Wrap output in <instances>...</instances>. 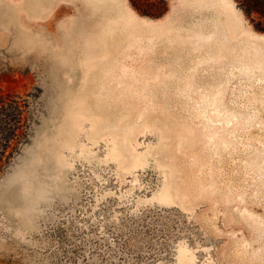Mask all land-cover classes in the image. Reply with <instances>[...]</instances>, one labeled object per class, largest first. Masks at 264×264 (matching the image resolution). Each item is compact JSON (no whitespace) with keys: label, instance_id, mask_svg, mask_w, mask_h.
<instances>
[{"label":"rangeland","instance_id":"obj_1","mask_svg":"<svg viewBox=\"0 0 264 264\" xmlns=\"http://www.w3.org/2000/svg\"><path fill=\"white\" fill-rule=\"evenodd\" d=\"M88 1L0 0V110L12 121L0 117V264H263L264 107L247 89L256 80L226 82L229 60L216 66L191 32L217 7L125 0L147 22L138 52L113 23L121 4ZM231 1L242 27L264 37V19ZM101 32L107 65L156 73L202 60L192 79L207 92L227 83L221 107L201 90L125 91L96 78L100 58L86 50Z\"/></svg>","mask_w":264,"mask_h":264},{"label":"bare ground","instance_id":"obj_2","mask_svg":"<svg viewBox=\"0 0 264 264\" xmlns=\"http://www.w3.org/2000/svg\"><path fill=\"white\" fill-rule=\"evenodd\" d=\"M96 1L92 2V4L93 5L94 4L97 5L96 3H98L99 1H97V2ZM114 1H116V0H103V3L105 5H108V7H110L113 4L118 5V6H119V4H121V7L119 6L120 9L118 10V15L119 16H117L116 18L113 19L114 20L113 23H115V21L118 23V21L120 19L121 20L120 22H122V23H119L120 25L117 24L118 28L122 24L124 26V28L126 27V28H128L127 30H131L128 33H126V35H127L126 38H128L129 41L131 40L130 44H129V41L127 42L129 44V45L127 44L128 46H131L132 49H134L136 44H138V46H137L138 48H139V46L142 47L141 45L143 43L141 45H140V43L142 41H144L143 38H144V35H145V31L143 30V25H145V23H147V22L144 20V18H142L140 15H138L133 10H131L128 7V5H126L125 0H117L116 3ZM191 1H194V3L198 4V6H200V7H206V6L210 7V6H213V5H215L217 7L211 14L207 15V17L205 16L204 19L203 18L200 19V21L196 24L195 27L194 26L191 27L192 31L190 30L192 33L194 32V33L197 34V35L193 34V36L196 35V36L193 37V39L197 38L196 41L200 40V42H203L205 45H207V49L206 50H207L208 55H204V57L205 56H209V58L207 57V59H211L214 62H216L215 63L216 66H218L217 63H219V62L222 64V62H221L222 60H224V61L226 59H227V61L229 60V62H230L229 64H231V71L230 72L228 71L229 72V78L226 80V82H229V81L231 82L232 81L231 79H233L234 77H240V76L241 77L246 76L249 79H255L256 82L254 84H252L251 86L247 87L248 95L252 99V102L255 103L256 107H262L263 108L264 107V37L263 36H256L255 34H252L249 30H247L244 27H242V23H241V20H240V15L239 14L237 15L235 13V10H233V6H232V1L231 0H191ZM90 2H91V0H90ZM90 2L88 1V4H90ZM109 18L112 19L111 17H109ZM109 20H108V22H109ZM110 22H112V21L110 20ZM111 24H110V26H111ZM147 25L149 26V24H147ZM149 27L151 28V26H149ZM241 27H242V29H240ZM124 28H123V30H125ZM111 30H113V29L111 28ZM102 31H104V30H102ZM150 31L152 32V34L154 33L153 35H157V33H159L157 31H155L153 27H152V30H150ZM166 31H168V30L166 29ZM113 32H114V30H113ZM155 32H157V33H155ZM168 33H169V31H168ZM104 35H107V32H101V33L98 34L97 47H99V48H94V46H93L90 49L88 48L86 50V59L87 60L89 59L91 62H95L96 57H97V60H98V58H100L99 55L97 56L96 54H98L99 52L102 53L105 50L106 45H107L106 42H105L106 45H104V43H103V40L105 38ZM110 35H111V32H110ZM146 36H147V34H146ZM189 36L191 37V35H189ZM198 37H199V39H198ZM113 38L114 37H112L111 39H113ZM123 39L122 40L120 39V40L123 41ZM148 39L149 38L146 37V40H148ZM153 39H152V43H153ZM189 40H192V37H191V39L189 38ZM115 41H116V39H115ZM115 41H113V42L111 41V43H115L116 44ZM193 41H195V40H193ZM123 42L125 43V41H123ZM148 42L146 44H148ZM111 43H110V45H111ZM133 45H134V47H132ZM150 45L148 44V48H146V49H149ZM152 45L154 46V44H152ZM198 45H200V44H198ZM198 45H197V42H196V46H198ZM116 46H117V44L115 45V48H116ZM121 46L120 47L118 46L119 49H121ZM112 47H114V46H112ZM122 47H125V45H123ZM204 47H206V46H204ZM108 48H109V46H108ZM131 48H127V49H131ZM198 48H200V46H198L197 48H194V49L197 50ZM140 49L141 48L138 49V52H140L139 51ZM143 49L145 50V47L144 48L142 47V50ZM110 50L112 51L113 49H110ZM118 50H117V52H120V50L119 51ZM125 51H128V50H125ZM115 52H116V50H115ZM143 53H144V51H143ZM103 54H105V53H103ZM103 54H102L103 57L105 55H107V54H105V55H103ZM116 55L117 54H115L114 57ZM202 55H203V53H202ZM111 56H110V58H111ZM196 56H194V58ZM201 56H199V57H201ZM103 57H101L99 59V61L96 62V64L90 62L92 64V71L94 69H96V68H99V69L101 68V72H100L101 74L97 73L95 75V77L99 78L100 80L102 78L103 79L105 78L110 83L113 82V81H116L118 86H120V87L121 86H125L127 88V90L124 89L125 91H128L129 87H132L134 89L136 88V90H137V87L140 86V87H142L143 89L146 90V89H148L150 87L153 89V87L158 86V85H163V87L164 86H166V87L170 86L171 88L174 87V88H176L177 90H179L181 92V93H179L180 95L181 94L198 93V91L201 90V92H204V93H200V94L201 95L204 94V97L203 96L202 97H203V99H205V101H208V103H209V104L207 103L208 107H221L220 104L222 103V100L224 99V96H225V93H226V90L224 89L223 86H224V84L226 85L227 83L223 84V81L219 82V83H216V81H215L214 85L210 84V86H209L210 88L207 89V90H210V91L207 92V91H202L203 89L196 84L194 79H192V76L197 75L196 74V72L198 70L197 66L199 67V65H200L199 63L203 62L202 60H201L202 62L201 61H196V62L194 61V63H192V62L191 63H188V62L185 63V59L183 60L184 62L183 61L181 62L180 60H178L179 59V57H178V59L176 58V60H178L180 62H177L175 67H172V65H171V67L168 68L167 71H165V72H159V71L157 72L156 71V73H153L152 71L149 70V68L151 69V67H152L151 63H150L151 66L147 64L149 68L148 67H144V68H142V70H138V69H134L133 67L125 65V62H124V65L122 64L123 62L121 63L122 65H119L118 60H117L118 58L116 59L118 64H116L115 61L113 60L114 62H111V63L109 62L110 64L108 63V65H107L108 61H105V57H108V55L105 56L104 58ZM182 57H183V55H182ZM195 59H197V58H195ZM205 59H204V61H205ZM199 60H200V58H199ZM126 63H127V61H126ZM208 63H209V60H208ZM203 64H206V62L203 63ZM223 64H226V63L223 62ZM229 64L227 63L226 65H229ZM161 65H159L158 68L161 69L163 67V66L160 67ZM224 67L227 68L226 66H224ZM158 68L156 66V69H158ZM223 68L221 67L220 69L223 70ZM99 69H97V70H99ZM152 69H154V67ZM209 69H210V67H209ZM205 70H207V68ZM200 71L201 70H199V72ZM128 73L131 75V78L133 77L132 81L128 79V77H129V76H127ZM176 73L178 74L177 79L175 81L174 80H170L169 77L172 76L173 74H176ZM227 75H228V73H227ZM200 77H201V75H200ZM225 77H226V75H225ZM225 77H224V79H225ZM222 79H223V77H222ZM182 80H184V81H182ZM228 84H230V83H228ZM99 85H100V83H99ZM123 88L124 87H122V89ZM226 88H228V87H226ZM120 89H118V87H117V90H120ZM134 89H132V90H134ZM159 89H162V88H159ZM115 90H116V88H115ZM145 90H143V91L145 92ZM155 90H157L156 87H155ZM157 91H156V93H157ZM110 92H112V91H110ZM137 92L138 91H136L135 93H137ZM144 92L142 94H145ZM178 92H176V93H178ZM117 93H120V92H117ZM153 93H155V91H153L152 94ZM168 93H169V90H168ZM168 93L165 92V93H162V94H168ZM138 94H141V93L139 92ZM168 95H170V94H168ZM187 97L188 96H186L185 98H187ZM185 98H183V99H185ZM188 99H190V98H188ZM189 102H190V100H189ZM199 103H200L199 105H201V103H204V102L202 101V102H199ZM207 105L204 106L202 104L201 107H207ZM220 118L221 117H219V119ZM260 123H262V121ZM227 124H228V122H227ZM256 130H258V129H256ZM260 134H263V133H260ZM252 139H254V138H252ZM252 143L253 142H251V144ZM253 146H255V143L253 144ZM259 148H261V151H262V147H259ZM263 153H261V154L263 155ZM259 154H258L259 159L257 158L258 156H256V158L258 159V160L256 159L257 162L259 160H261V161L263 160L264 161V156H263L262 159H260V155ZM262 155H261V157H262ZM256 160H254V161H256ZM254 161H252V162H254ZM263 161L262 162L259 161V162L262 163V165H264ZM247 168H248V165H247ZM260 168H261V166H260ZM251 170H253V168ZM260 170L262 171V168ZM255 171H257V170H255ZM255 173H257V172H255ZM261 174H263V172ZM258 176H259V174H258ZM256 178H258V177H256ZM260 178H258V179H260ZM257 189H258V187H257ZM260 191H261V189H260ZM261 192H264V191H261ZM252 195L254 197L256 194H252ZM259 197H260V195H259ZM255 199H256V197H255ZM260 248L262 249V245H261ZM261 252H263V251L261 250Z\"/></svg>","mask_w":264,"mask_h":264},{"label":"trees","instance_id":"obj_3","mask_svg":"<svg viewBox=\"0 0 264 264\" xmlns=\"http://www.w3.org/2000/svg\"><path fill=\"white\" fill-rule=\"evenodd\" d=\"M236 1L239 3V5L243 9L244 13H246L247 15H251L252 13H257L264 19V0H236ZM256 29L261 31V32H264V27L263 28H256ZM1 111H5V108L0 110V117L1 116L3 117L4 115L1 114ZM5 117H6V119L8 118L7 119L8 124L11 125L12 121H11L10 115H8V116L6 115V116H4V118ZM13 135H14V133L12 132L11 135H9V137L8 136L6 137L7 144L12 139Z\"/></svg>","mask_w":264,"mask_h":264}]
</instances>
